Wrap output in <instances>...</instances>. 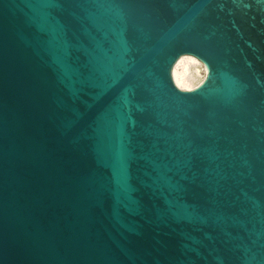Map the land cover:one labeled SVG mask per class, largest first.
I'll return each mask as SVG.
<instances>
[{"label": "water", "instance_id": "water-1", "mask_svg": "<svg viewBox=\"0 0 264 264\" xmlns=\"http://www.w3.org/2000/svg\"><path fill=\"white\" fill-rule=\"evenodd\" d=\"M0 264H264V0H0Z\"/></svg>", "mask_w": 264, "mask_h": 264}, {"label": "bare ground", "instance_id": "bare-ground-1", "mask_svg": "<svg viewBox=\"0 0 264 264\" xmlns=\"http://www.w3.org/2000/svg\"><path fill=\"white\" fill-rule=\"evenodd\" d=\"M207 76L205 65L196 57L184 55L173 68V80L178 88L192 91L199 87Z\"/></svg>", "mask_w": 264, "mask_h": 264}]
</instances>
